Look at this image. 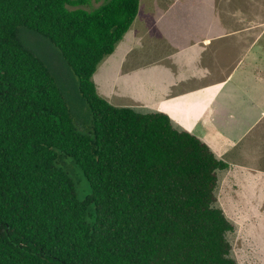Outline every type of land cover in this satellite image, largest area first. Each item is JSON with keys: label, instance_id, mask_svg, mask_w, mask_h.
Here are the masks:
<instances>
[{"label": "trees", "instance_id": "obj_1", "mask_svg": "<svg viewBox=\"0 0 264 264\" xmlns=\"http://www.w3.org/2000/svg\"><path fill=\"white\" fill-rule=\"evenodd\" d=\"M96 1L89 11L81 7L91 0H0V264H237L234 226L216 206L226 162L168 115L99 95L94 74L140 0ZM19 26L61 52L90 129L78 127ZM62 156L79 168L87 195Z\"/></svg>", "mask_w": 264, "mask_h": 264}, {"label": "rangeland", "instance_id": "obj_2", "mask_svg": "<svg viewBox=\"0 0 264 264\" xmlns=\"http://www.w3.org/2000/svg\"><path fill=\"white\" fill-rule=\"evenodd\" d=\"M102 3L91 0L89 6L81 8L90 11ZM238 4L242 7L232 10L233 20L222 26L158 25L156 18H152L153 11L156 14L158 10L152 9L147 16L146 0H140V12L129 30V33L131 30L137 32L134 37L137 43L132 42L134 47L127 55L123 69L125 54L113 57L116 63L111 80L117 79L118 71H123L117 87L122 96L115 97L120 101L112 99L114 87L110 84L104 91L99 84V94L114 107H123L133 100L146 104V98L152 105L160 107L165 96L162 85L168 79L164 69L175 65L173 56L182 47L180 35L185 32L203 34L201 27L213 32L233 33V37L226 42L229 45L227 56L216 58V64L213 58H206L210 65L219 66L218 72L214 74L219 86L212 104L220 114L214 125L223 131V137H210L212 131L206 129L202 121L199 125L198 121H186L185 126L193 128V132L199 130L198 137L202 139L205 136V140H202L228 165L226 170L219 173L216 206L234 226L228 234L232 246L231 257L237 264H264V0H249L248 3L244 0ZM181 11L185 13L189 10ZM129 33L117 46L124 40L131 41L127 39ZM17 35L23 45L53 73L78 127L81 130L90 129L92 121L88 107L77 98L78 78L69 69L58 48L48 38L23 26L18 27ZM108 57L97 71L109 60ZM231 73L232 78L227 80ZM93 79L95 82V75ZM153 109L142 106L134 110L151 113ZM173 119L174 126L183 129L180 126L182 121L177 120L176 114ZM59 164L76 181L80 196L87 195L86 179L79 168L64 156L60 157Z\"/></svg>", "mask_w": 264, "mask_h": 264}, {"label": "crops", "instance_id": "obj_3", "mask_svg": "<svg viewBox=\"0 0 264 264\" xmlns=\"http://www.w3.org/2000/svg\"><path fill=\"white\" fill-rule=\"evenodd\" d=\"M243 1L244 0H146L145 11L148 16L152 9L158 10L156 14L155 11H153L152 16L153 19L156 18L155 22L158 25L197 24L199 26H222L228 24L229 20H233L234 12L232 10L234 8H241L242 6L238 3H243ZM245 1L246 3L249 2V0ZM182 9L189 11L183 13L181 11ZM204 9H206V12ZM201 33L203 34L195 35L197 33L188 34V32H185L180 35L182 47L179 48L177 53L173 56L175 65L171 64V66L164 69L166 70L168 79L167 83L162 85V89L165 90V96H163L160 107L152 105L148 98H146V104L136 103L133 100V102L128 101L123 107L132 109L142 106L154 108L153 112H161L168 115L173 125L175 124L173 118L176 114L177 120L182 121V125L180 126H183V129L180 130L188 131L197 137L199 130L196 129V131L193 132V128L185 126V122L198 121L199 125L200 121H202L206 124L205 128L212 131L210 137L222 136L223 131L217 129L214 125L215 121L219 120L220 114L217 110H214L212 104L219 86L218 79L216 76L214 77V74L219 70V66L210 65L206 58H213L216 64V58L219 56H227L229 54V45L226 42L233 37V33L227 31L213 32L203 27H201ZM136 34L137 32L131 30L127 35V39L131 41L127 42L124 40L119 46H116L115 53L110 55L108 57L109 60H107L104 65L102 64L99 70L96 71L97 73L94 74L98 93L99 90L101 93L99 84L103 89L102 91L108 89V87L105 88L108 84L114 87L111 95L114 101H120L115 97L122 96L117 90L119 86L118 81L123 72L121 70L124 68L126 57L133 50L134 45L132 42L137 43V38L134 39ZM119 54H121V56L125 54L123 57V67L118 71L117 79L111 80L113 77V66L116 63V59H113V57ZM108 75L111 76L109 80ZM232 76L233 73L227 77V80L232 78ZM105 96L108 95L105 94ZM123 96L125 95L123 94ZM198 125H196V127ZM202 139L205 140V136L202 137Z\"/></svg>", "mask_w": 264, "mask_h": 264}]
</instances>
